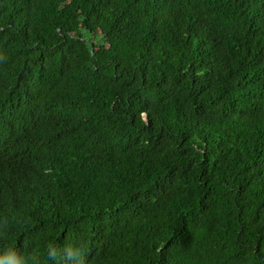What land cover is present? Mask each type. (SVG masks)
Wrapping results in <instances>:
<instances>
[{"label":"trees","instance_id":"16d2710c","mask_svg":"<svg viewBox=\"0 0 264 264\" xmlns=\"http://www.w3.org/2000/svg\"><path fill=\"white\" fill-rule=\"evenodd\" d=\"M85 240L264 264V0H0V255Z\"/></svg>","mask_w":264,"mask_h":264},{"label":"clouds","instance_id":"9594fccd","mask_svg":"<svg viewBox=\"0 0 264 264\" xmlns=\"http://www.w3.org/2000/svg\"><path fill=\"white\" fill-rule=\"evenodd\" d=\"M48 251L52 257L48 264H52V260H55V264H85L87 241L85 240L83 245L70 241L63 248L59 249H57L55 242H53ZM6 261L7 264H20V261L14 255H0V264H5Z\"/></svg>","mask_w":264,"mask_h":264},{"label":"rangeland","instance_id":"374dc122","mask_svg":"<svg viewBox=\"0 0 264 264\" xmlns=\"http://www.w3.org/2000/svg\"><path fill=\"white\" fill-rule=\"evenodd\" d=\"M90 35H91V34L87 33V38H90V37H91Z\"/></svg>","mask_w":264,"mask_h":264}]
</instances>
